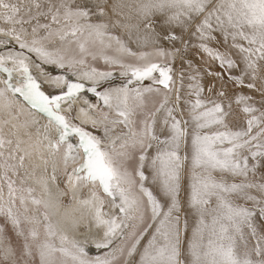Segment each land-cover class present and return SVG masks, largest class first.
<instances>
[{"label":"snow or ice","instance_id":"snow-or-ice-1","mask_svg":"<svg viewBox=\"0 0 264 264\" xmlns=\"http://www.w3.org/2000/svg\"><path fill=\"white\" fill-rule=\"evenodd\" d=\"M0 264H264V0H0Z\"/></svg>","mask_w":264,"mask_h":264}]
</instances>
